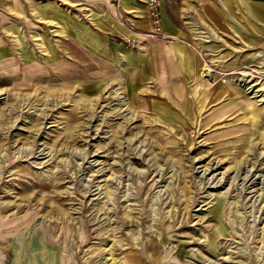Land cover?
<instances>
[{
  "label": "rangeland",
  "instance_id": "obj_1",
  "mask_svg": "<svg viewBox=\"0 0 264 264\" xmlns=\"http://www.w3.org/2000/svg\"><path fill=\"white\" fill-rule=\"evenodd\" d=\"M149 17L146 34L170 39ZM233 20L185 23L191 118L115 84L57 80L54 64L0 60V264H120L132 249L264 264V34L248 46L262 20Z\"/></svg>",
  "mask_w": 264,
  "mask_h": 264
},
{
  "label": "crops",
  "instance_id": "obj_2",
  "mask_svg": "<svg viewBox=\"0 0 264 264\" xmlns=\"http://www.w3.org/2000/svg\"><path fill=\"white\" fill-rule=\"evenodd\" d=\"M146 1L0 0V60L54 64L57 80L89 91L115 84L130 98L146 93L161 112L169 109L174 116L191 118L193 95L182 80L195 72L197 58L186 34L195 29L185 23L205 16L215 22L231 18L233 24L234 15L244 10L263 23L247 28L251 46L258 31L264 34V5L245 0H156L161 31L171 36L164 40L146 34L151 30ZM116 12L129 18L124 21L127 27L118 23ZM173 102L179 107L170 109ZM166 256L158 249H132L122 253L120 264H160L159 259L166 264Z\"/></svg>",
  "mask_w": 264,
  "mask_h": 264
},
{
  "label": "built area",
  "instance_id": "obj_3",
  "mask_svg": "<svg viewBox=\"0 0 264 264\" xmlns=\"http://www.w3.org/2000/svg\"><path fill=\"white\" fill-rule=\"evenodd\" d=\"M147 7L149 8L148 12H149V15L152 16L153 18V21L156 23V19L158 17V12H157V9H156V5H157V2L156 0H147ZM155 28L158 29V25L156 24L155 25Z\"/></svg>",
  "mask_w": 264,
  "mask_h": 264
}]
</instances>
